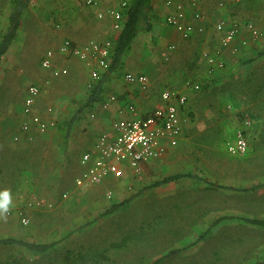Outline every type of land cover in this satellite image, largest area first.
I'll list each match as a JSON object with an SVG mask.
<instances>
[{"label":"rangeland","instance_id":"374dc122","mask_svg":"<svg viewBox=\"0 0 264 264\" xmlns=\"http://www.w3.org/2000/svg\"><path fill=\"white\" fill-rule=\"evenodd\" d=\"M71 2L82 3L81 0H35L24 12L21 22H50L51 28H56L57 23L68 22L71 18ZM11 8V0H0V35L7 26ZM226 11L227 18L239 20L242 24L251 21L264 31V0H242L223 8L222 12ZM262 41L261 38L254 42L253 53L248 54L250 57H244L239 63L235 60L234 69L222 70L219 75L209 72L204 75L205 79H213L207 89L186 90L187 100L180 113L181 139L173 148L172 156L150 160L138 174L123 179L102 180L85 188H75L73 184V178L79 172L77 160L84 148V143H76L74 136L80 125H89L85 121L88 118L85 113L89 116L90 108L81 112L84 121L70 130L72 136H69L70 141L66 144V165L62 170H56L57 177L46 178L48 174L54 175L55 167L52 165L53 169L48 166L42 169L40 160L43 157L52 160L56 147H62V144L58 145L56 139L50 140L41 135L51 131L63 134L69 117L81 106L95 81L86 75L85 89H81L80 94L72 88L70 92L64 91L60 96L62 103L58 102L60 94L55 90L50 97L58 94L56 98L42 99L36 113L42 119L50 112H56L57 117L51 119L54 125L44 133L29 134L32 139L38 138L31 146L34 151L30 152L33 169L0 170V206L4 205V193H7L6 207L9 211L7 214L0 207V238L14 237L34 242L60 240L53 251L57 264H65L61 254L64 255L67 250L74 253L73 258L78 251H93L92 248L105 251L108 261L104 264H149L172 249H179L178 253L160 264H264V227L237 219L223 220L209 227L219 216L264 218V187L253 191L209 188L203 181L190 185V179L184 177L141 191L154 180L171 173H192L208 182L235 187L264 183ZM151 42L148 32L139 34L125 57L127 65H124V71L139 67L146 72L145 64L155 70L160 66L159 62H148L149 59L143 56V51L154 47ZM49 46L46 44L45 48ZM139 52L143 55L139 56ZM199 53L195 49L190 60L192 65L197 62L196 69L203 68L202 63L198 62ZM40 54H34L31 59L16 60L15 67L19 64L21 71L18 77L8 74V70L1 72L0 117L4 114L14 115L18 103L22 110L25 86L38 82L42 77L32 73L39 69ZM7 59L4 61L6 67L9 65ZM152 63L157 66L154 67ZM185 76L184 79L183 76L179 77L176 87L194 79L187 72ZM9 77L12 78V88L6 85ZM164 80L163 77L154 80V94L168 84ZM57 104L61 105L57 107ZM245 120L249 123L245 124ZM0 122L1 132L4 131V123ZM238 128L243 130L248 150L242 156H232L223 149L222 143ZM1 154L0 157L3 156ZM30 171L31 177L37 180L35 186L30 185ZM63 193L66 194L65 198L62 197ZM134 195L129 204L96 219L114 202ZM18 210L28 215L27 225L20 222ZM202 233L205 234L204 238L197 240ZM8 256L31 258L30 253L18 247L0 245V260ZM34 258L41 261L48 259L47 256ZM98 260L88 255L77 264H103Z\"/></svg>","mask_w":264,"mask_h":264},{"label":"crops","instance_id":"0c3cea01","mask_svg":"<svg viewBox=\"0 0 264 264\" xmlns=\"http://www.w3.org/2000/svg\"><path fill=\"white\" fill-rule=\"evenodd\" d=\"M81 1L82 3L84 2V5L81 2H71V5L73 7L71 18L68 19V22L57 23L56 28H51L50 22H20V26L15 40L2 57V61L0 64V75L2 71L8 70V74H12L18 77V73H20L21 71L19 72V64L18 67H15V65L17 64V59H31L34 54L41 53L39 56V60L41 61L46 51L48 50L54 51L51 68L54 69L65 67L67 69L66 74L56 77L51 74L50 68H42L39 62V69L35 71L33 70V74L38 73L39 76H42L41 79L38 80V82H33L34 84L40 86V94L37 97L34 105V110L37 113L39 111L36 110H38V106L40 105L42 99L44 100L46 97L53 99L58 96V94H56L55 97H50L54 90L60 94L58 102L62 103V100H60V96L62 93H64V91L70 92L69 89L72 88L76 89L77 93L80 94V90L85 89L86 75L90 77L89 67L86 66L84 62L74 56L60 54L57 52L58 46L64 39H69L76 45H82L88 40L101 41L114 37L115 31L112 28L111 19L107 14H105V11L109 7H118L120 1L118 2V0H93L92 4H86V0ZM183 1L187 3V0ZM239 1L240 0H238V2ZM164 2L165 0H152V28L151 31L148 32V34L149 39H152L151 46L154 44V47L150 48V50H152L153 48L151 52H148L150 50L146 48L148 49V51H143V54L145 55L141 54L140 52L138 54L139 56L143 55L144 57L149 59L148 62L154 61L155 64H157L156 62H159L160 66L156 67L155 70L152 66H149V64H145L143 66H146V72L139 69V67L132 70L127 69L128 72L132 71L131 73L145 74L147 77L146 88L142 89L139 83H129L123 78V75L127 73L126 71H124V65L126 66L127 62L123 61L119 68L112 71H109V67L107 69H100V78L93 83L94 86L98 83V81L103 79L101 86L102 89L100 92V101L93 103L91 106H85L86 98L88 97L90 89L93 87L91 86V88H89L88 92L86 93L85 100L83 101L81 106L79 108H76L75 111H73L68 121L66 122L65 132L63 134H56L51 131L41 135V137L50 140L56 139L58 141V145L62 144V147H56L55 156L52 158V160L46 159L45 157L40 160L42 163V169L46 166H48L49 169L51 167L53 169V166L55 167L53 169L54 171L52 172L54 175L50 176L48 174L46 178L57 177L58 175L55 174L56 170H59L58 168L62 170V167L66 165L68 161V152L66 144L70 141L69 136H72V133L70 134V130H72L75 124L80 125V121H84L82 119L83 114H81L83 110H88V108H90L89 116L87 113H85V115L86 118L90 117L92 118V120L90 118H87L85 121L89 122V125H80L79 131L74 136V140L76 141V143H84V148L80 151V155L76 164V168L79 171L76 176H78L86 167L85 165H82L80 163L81 155L86 151L93 150L96 138L100 133L112 131V123L114 120L129 113L126 109L127 104H132L138 114L144 116L149 115V113L153 109L162 107L166 103L161 98V92L163 90L172 89L173 87L174 90H177L182 93H185L186 90L193 91L192 89L185 87V82L188 80H186L183 85L181 84L180 86H175L179 85L178 79L180 76H183V79L187 77L185 76L186 72L194 78L189 81H196L199 82L200 85H203L208 81V79L204 78V75H207L208 72L219 75L222 70L226 71V69L229 68L234 69V63H236L235 60L239 63V61L244 60V57H250L248 54L253 53L252 46L256 41L250 40L245 46H240L239 44V39L241 38L240 36H247V32L245 30H242L239 38H236L233 42L239 48L237 53H231L228 49H223L219 51V33L214 28V24L220 18L225 19L229 22L232 21L233 18L226 17L227 11L224 13L222 11L223 8H226L229 5L231 6L232 4L234 5L236 2L232 3L230 2V0H198V5L196 8H189V6L186 4L189 9L186 18L188 21H191L194 26V30L188 39L182 38L175 29L165 24L163 18L164 15L168 12L169 8L165 6ZM195 11H199L202 14V18L195 19L193 17V13ZM98 12L103 13V15L101 17H98ZM237 21L240 22L239 20ZM138 37L139 35L137 36V38ZM262 40V42H264V38H262ZM134 42L135 40L133 41L131 47H133ZM46 44L50 45V48H45ZM195 49H197V51H200V57L198 59V62L202 63L203 68L201 66V68L198 67L196 69L197 62L195 65H192L190 62V60L192 59V54L195 52ZM204 52L214 54L217 58L223 60L225 68L223 67L224 69H219L213 65H210L203 55ZM127 55L128 52L124 56V60ZM7 58L9 59V65L7 66L8 69H6L7 64H5L4 62ZM154 63H152L153 66ZM164 64H167V66H165ZM13 68L17 69L14 70ZM203 72L204 74H200ZM165 75L167 76L165 77ZM158 77L165 78L168 84L165 87H162L159 90L158 94H154L152 91V86L154 80ZM6 85L7 87L12 88L11 77L6 80ZM27 85H29V83ZM27 85L25 86V88L27 87ZM9 88L7 89L9 90ZM111 94L115 95L116 100L110 102L106 108H103L102 102ZM60 105L61 104H57V107H59ZM47 111H50V107L47 108ZM9 113L10 112H8V114ZM14 113L15 114L11 116L4 114L0 117V121L4 123V131L1 130L0 132V152L2 153L0 154L3 155L2 157H0V170H32L34 161L30 160V157L32 156L30 152H33L34 150L33 148H31V146L34 145L36 141H38V138H31L30 140H28V134L39 132H37L33 126L29 133H24L21 132V130H18L19 123L25 119V116L23 115L21 110V104L19 105L18 103L16 110H14ZM44 116L46 117L43 118V120L46 121H53L51 119L57 117L56 112H50ZM58 120H60V118ZM71 120H73V122L71 123V126L67 129V126L70 124ZM14 136H17L18 138L15 140ZM180 139L181 138H179V140ZM223 145L224 142L222 143V147L224 149ZM174 147L169 146L163 156H172V150ZM31 175L32 172L30 173V178H32ZM129 175L133 176L134 174L127 169L126 174L120 178H116L109 175L104 177L102 180H119ZM169 175H172V173ZM185 178L190 179V185L192 184V182H198L196 179L190 177ZM201 181L206 182V185L208 187V181ZM172 182L173 181L169 183ZM36 184V178L30 179L31 186H35ZM215 186L219 188H232V190L243 188L223 184H215ZM75 188L77 187L75 186Z\"/></svg>","mask_w":264,"mask_h":264},{"label":"built area","instance_id":"2783aa9c","mask_svg":"<svg viewBox=\"0 0 264 264\" xmlns=\"http://www.w3.org/2000/svg\"><path fill=\"white\" fill-rule=\"evenodd\" d=\"M238 0H230L237 2ZM93 0H86V4H92ZM165 6L169 8L164 15L166 25L175 29L182 38L188 39L194 26L188 21L186 16L188 7L196 8L198 0H165ZM127 0H120L118 7L109 8L105 11L111 19V25L117 32L123 24L124 12ZM103 13L98 12V17ZM195 19L202 18L199 11L193 13ZM214 28L219 33V51L228 49L231 53L238 52V46L234 40L239 38L241 31L247 32L246 37L239 39L240 46H245L250 40L257 41L264 37V31L259 29L252 22L240 23L238 21H226L218 19ZM113 48V38L98 40H88L82 45H76L69 39H64L57 48L60 54L71 55L89 67L90 78L96 81L100 78V69H107L110 64V57ZM53 50L46 51L40 61L42 68H50L53 76H60L67 73L65 67L51 68ZM206 61L219 69L224 67V61L217 58L214 54L203 53ZM124 79L129 83H139L142 89L146 88L147 77L143 73L127 72ZM185 87L193 91L200 89V83L196 81H186ZM40 94V86L29 84L26 87L22 104V113L25 119L20 124V130L29 133L32 126L37 132L43 133L54 125L53 121L43 120L34 110L37 97ZM161 98L166 102L164 106L153 109L149 115H140L132 104H127V115L117 118L112 123L111 132H102L96 138L93 150L84 152L81 155L80 163L85 165V169L74 178L77 188L85 187L90 184L100 182L106 176L120 178L125 175L126 170L133 174H138L144 163L149 160L163 156L169 146L177 145L182 134V124L180 112L184 107L187 97L185 93L174 89H166L161 92ZM115 95H109L103 102L102 107L106 108L110 102L115 101ZM245 124L249 122L244 121ZM18 137L14 136L16 140ZM31 136L28 134V140ZM225 151L232 156H242L248 150V143L243 130L238 128L232 137L224 141ZM62 197H66L63 193ZM39 205V203H37ZM31 203L28 204L30 206ZM9 214V211H6ZM20 222L27 225L29 217L21 210H18Z\"/></svg>","mask_w":264,"mask_h":264},{"label":"trees","instance_id":"16d2710c","mask_svg":"<svg viewBox=\"0 0 264 264\" xmlns=\"http://www.w3.org/2000/svg\"><path fill=\"white\" fill-rule=\"evenodd\" d=\"M34 0H11L12 8L8 16V24L5 30L0 35V64L2 61L3 55L7 52L10 45L15 40L18 29L20 26L21 18L26 11V9L31 5ZM242 1V0H240ZM238 2V1H237ZM152 0H127V6L124 12V20L122 27L115 32L113 37V48L112 54L110 57L109 71L115 70L121 66L124 61V56L130 50L133 41L137 38V36L141 33L150 32L152 28ZM237 21V20H235ZM213 79L208 80L205 84H201L200 88L209 87ZM103 79L98 81L95 84L88 94L86 98L85 106H91L93 103L100 101V92L102 89ZM73 120L70 121V124L67 126V129L71 126ZM16 170V169H15ZM18 171V170H16ZM184 177H190L196 179L197 181L203 180V178L193 175L191 173H175L172 175L164 176L161 179L154 180L150 184L146 185L142 188L141 191L150 188H156L161 185L167 184L171 181H175ZM205 181V180H204ZM209 188L216 187L214 183L207 182ZM259 187H264V183H259L252 185L250 187H243L237 189L238 191H253ZM232 189V188H231ZM139 194V192H138ZM134 196L130 198H126L120 202H114L109 208H107L104 212H101L96 219L107 216L108 214L114 212L115 210L121 208L122 206L129 204ZM237 219L241 222L264 227V218H248V217H233V216H219L215 218L211 224L210 228L216 226L219 222L227 219ZM209 228V229H210ZM204 233H202L199 239L204 238ZM60 240L51 241V242H34L27 241L14 237H3L0 238V245H13L18 247L20 250L24 252L30 253L31 258L27 259L24 256L14 257L8 256L5 259L0 260V264H57V259L53 255V251H55L57 244ZM88 251L82 252L78 251L73 258L72 255L74 253L71 250H67L63 257L62 261L65 264H77L79 261L84 260L86 256L91 255L94 259H100L101 261L106 263L108 261V257L105 255V251H98L92 248ZM179 249H172L162 256L158 257L156 260L152 261L149 264H160L163 260H165L169 256H173L178 253ZM56 254L55 256H57ZM45 257L48 259L45 261L37 260L34 257ZM53 257V258H52ZM86 264V263H85Z\"/></svg>","mask_w":264,"mask_h":264},{"label":"clouds","instance_id":"9594fccd","mask_svg":"<svg viewBox=\"0 0 264 264\" xmlns=\"http://www.w3.org/2000/svg\"><path fill=\"white\" fill-rule=\"evenodd\" d=\"M4 200H5L4 205H2L0 207H3V210L4 211H7V207H6V204H7V193H4Z\"/></svg>","mask_w":264,"mask_h":264}]
</instances>
